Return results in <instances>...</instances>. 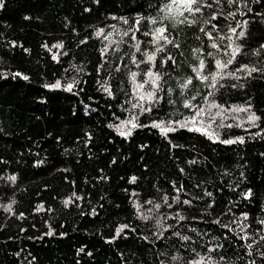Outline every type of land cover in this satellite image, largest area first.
I'll return each instance as SVG.
<instances>
[{
  "label": "trees",
  "instance_id": "obj_1",
  "mask_svg": "<svg viewBox=\"0 0 264 264\" xmlns=\"http://www.w3.org/2000/svg\"><path fill=\"white\" fill-rule=\"evenodd\" d=\"M168 3L0 0V264H264V0Z\"/></svg>",
  "mask_w": 264,
  "mask_h": 264
},
{
  "label": "snow or ice",
  "instance_id": "obj_2",
  "mask_svg": "<svg viewBox=\"0 0 264 264\" xmlns=\"http://www.w3.org/2000/svg\"><path fill=\"white\" fill-rule=\"evenodd\" d=\"M214 3H219L220 0H213ZM230 3L235 2V0H229ZM201 4H202V0H170V3H168L166 5V9L169 13L168 19L173 20L174 22L177 23H195L194 20L189 21L188 17L185 16V13H188L190 16H196L197 13L201 12ZM206 7H211V5H204ZM234 15V14H233ZM177 17H179L180 19H177ZM217 17L215 15H213L211 17V19H216ZM151 23L155 24L157 23L156 20H152ZM213 28H215V25H212ZM166 28L165 27H160V28H156L154 30V34H153V41L159 45L161 41H164L166 43H172V41L168 38V36L165 35L166 32ZM200 31H204L203 28L200 29ZM233 34H236V29H232ZM146 35L148 33H145ZM209 39H212L211 33H207ZM240 36H243V32L239 33ZM179 45H177L178 47ZM57 47H62V45H57ZM137 50H139V45H136ZM213 48H216L217 45L216 44H212ZM264 47V46H262ZM156 51H161L160 47L156 48ZM240 52V48L239 47H235L232 50L230 59L226 62H221L220 60L216 61V68L218 69L217 72L215 73H211V83H210V87L215 88L216 87V83L219 79H223L225 77V75H232V73H226L225 69L227 68L228 65H230L233 60L235 59L236 55H238ZM227 54V53H226ZM155 59V55H149L148 56V61L151 62ZM168 59H171V57H169ZM135 63V61H133ZM204 62L203 60H200L199 62V66L197 68H194L193 71L196 73V76L198 79H201L202 82H209V76L208 75H202L203 70H204ZM240 71H246L247 74L250 76L253 72H256L257 69L256 68H248L247 66H244L243 68L239 69ZM133 79H135L136 74L133 73ZM147 76L150 78V82L158 87V81L160 80V76L158 73H153L151 71H149L147 73ZM26 79V77H25ZM192 84V79L189 78L185 84L181 85L182 88H187L188 85ZM53 87L55 88H59L60 87V83L57 82L55 85H53ZM72 85H69L68 88L71 89ZM142 87V85L140 86ZM148 97L149 99H152V93L149 92L148 93ZM141 99H144L143 96L140 97ZM185 107H192V105L190 103H185L184 105ZM213 107H219V105H212ZM243 111H246L247 109H242ZM204 113V109L203 108H198V110H196V116L193 117L192 120L187 121V124H192L195 125L197 123V119L196 117L201 116ZM259 119L258 117H256L254 114L250 117L251 121H255ZM202 122V121H201ZM133 127H135L136 125L133 124ZM157 128H160L162 132H168L171 129L167 128V127H162L160 124H156L154 125ZM210 127V125H209ZM189 130H196V131H200L199 128H190ZM123 134V133H122ZM242 142V141H241ZM226 143H234V141H226ZM14 179V178H13ZM67 203V202H66Z\"/></svg>",
  "mask_w": 264,
  "mask_h": 264
}]
</instances>
